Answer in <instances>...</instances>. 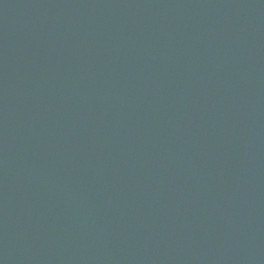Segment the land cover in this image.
<instances>
[{
	"label": "water",
	"instance_id": "95a60500",
	"mask_svg": "<svg viewBox=\"0 0 264 264\" xmlns=\"http://www.w3.org/2000/svg\"><path fill=\"white\" fill-rule=\"evenodd\" d=\"M0 264H264V0H0Z\"/></svg>",
	"mask_w": 264,
	"mask_h": 264
}]
</instances>
